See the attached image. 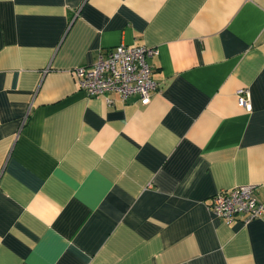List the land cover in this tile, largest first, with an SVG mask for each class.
<instances>
[{"label":"crops","instance_id":"1","mask_svg":"<svg viewBox=\"0 0 264 264\" xmlns=\"http://www.w3.org/2000/svg\"><path fill=\"white\" fill-rule=\"evenodd\" d=\"M121 43L158 51L147 104L79 88ZM243 184L264 202V0H0V264H264V213L206 205Z\"/></svg>","mask_w":264,"mask_h":264},{"label":"built area","instance_id":"2","mask_svg":"<svg viewBox=\"0 0 264 264\" xmlns=\"http://www.w3.org/2000/svg\"><path fill=\"white\" fill-rule=\"evenodd\" d=\"M155 47L145 45L118 44L100 52L91 65H77L74 74L79 85L88 95H106L116 92L122 101L137 95L141 103L147 104L151 92L158 83L152 78V66L148 58L157 54ZM238 105L251 109L249 89L236 90ZM207 208L226 223L232 220L248 222L264 213V202L256 198L255 185L243 184L222 188L211 195Z\"/></svg>","mask_w":264,"mask_h":264}]
</instances>
